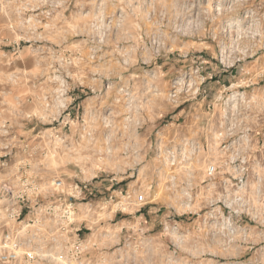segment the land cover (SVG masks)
<instances>
[{"label": "rangeland", "instance_id": "1", "mask_svg": "<svg viewBox=\"0 0 264 264\" xmlns=\"http://www.w3.org/2000/svg\"><path fill=\"white\" fill-rule=\"evenodd\" d=\"M30 4L50 8L48 28L15 32L0 14V153L6 146L13 151L9 168L0 167V182L8 172L21 173L14 160L24 159L32 168L38 166L47 182L95 177L100 190L110 187L113 201L103 211L93 209L88 226L94 229L93 241L106 247V255L113 260L121 256L118 264H264V0ZM238 27L244 33L236 36ZM223 48L234 63L223 62ZM235 51H247L248 57L242 60ZM181 80L194 83V88L173 105L167 101L170 87ZM232 85L241 87L228 96L244 95L250 103L242 97L227 103L218 98L227 96ZM122 87L128 97L118 94ZM57 88L70 105L58 122H51L48 117L57 118V104L62 103L56 104ZM44 96L51 101L47 108ZM236 104L239 111L232 117L229 112L226 122V109ZM106 115L108 129L101 121ZM128 116L138 118L139 125L135 127L134 120L125 127ZM67 119L74 123L64 125ZM228 124L236 134L249 130L252 135L246 140L251 201L249 207H237L243 211L239 221L247 228L246 239L237 237L235 246L223 249L218 241L200 240L195 217L181 215L180 197L167 185L171 170L156 156L158 150L178 143H199L205 151L194 155L189 171L179 176L194 178L193 189L200 191L204 164L219 160V151L229 141L230 134L224 135ZM84 127L91 137L84 135ZM215 132L222 138L217 139L216 147L222 148L216 152L209 151V146L214 148L210 133ZM138 195L146 198L139 212L133 203ZM117 202L125 207L123 213ZM171 220L187 236L179 249L163 233ZM82 232L81 237L89 234Z\"/></svg>", "mask_w": 264, "mask_h": 264}, {"label": "built area", "instance_id": "2", "mask_svg": "<svg viewBox=\"0 0 264 264\" xmlns=\"http://www.w3.org/2000/svg\"><path fill=\"white\" fill-rule=\"evenodd\" d=\"M30 1L0 0V14L7 20L8 29L15 32L25 30L36 33L49 27L46 20L50 16V8L41 4L31 5ZM187 76L190 75L186 74ZM54 79L58 80L60 85L63 84L60 77ZM183 81V87L186 86L182 90H178V81L172 82L167 98L169 103L177 104L182 93H188L193 89L189 86L191 83ZM203 81L201 80L199 85ZM107 89L109 90V86ZM123 89L126 90L122 87L118 90V94L122 92L123 97H128V93L123 92ZM54 93L57 96L56 104L60 100L63 103L57 104L59 109L57 118L48 117V119H51V122H58L61 115L67 111L70 102L63 99L65 92L61 88L54 90ZM232 97L230 100L226 99V103L235 99ZM43 102L46 108L50 106L51 101L46 96ZM234 106L237 107V104L229 110L226 109L224 116L226 122L229 121L227 116L229 112L232 113L231 117L236 113L237 109L233 111ZM92 117L95 119V116ZM261 119L264 120V113ZM134 120L137 127L139 119L129 116L124 120V123H127L125 127ZM101 121L105 129L110 128L111 122L108 115ZM68 123L72 125L74 122L67 119L64 125ZM231 127L233 126L228 124L225 129L224 135L226 133L230 135L227 138L229 141L223 148L216 147L217 139L219 141L222 139L221 135L216 132L210 133L214 139L212 144L214 148L209 146V151L213 149L216 152L219 151L218 148L223 150L219 151V160L213 158L204 164L200 191L196 192L193 189L194 178L188 175L187 177L179 176L189 171L188 163L194 155H198L202 149L205 151L199 143L196 141H186L183 145L178 143L164 150H158L156 156L159 163L171 170L167 176V185L172 189V193L180 197L177 204L183 209L181 215L195 217L197 226L195 234L199 233L203 236L200 237L198 234L200 240L205 243L218 241L223 249L235 246V238L243 237L245 240L247 236L246 226L239 221L243 211L237 210L235 206L232 207V204H239L236 206L241 207L240 203L243 201L242 206L249 207L248 204L250 205L251 201L250 149L247 145L249 141L246 140H249L252 135L249 130L236 134ZM83 132L86 137L93 135L87 127H84ZM262 137L264 138V134ZM1 151L0 167L7 170L13 151L9 150L8 146ZM257 151L258 149L255 152ZM255 152L252 151V153ZM221 153L225 155V159H221ZM25 161L24 159L14 160V167L18 166L17 172L19 170L22 172L16 174L8 172L7 177L0 182V264H118L121 256L113 260L106 255V247H99L98 243L93 241L90 232L94 229L88 226L93 209L99 206V211H103L113 201L109 194L110 187L100 190L95 186V177L74 183H66L60 178L47 182L43 179L44 174L37 172L38 166L32 168V164ZM252 163L254 164L255 161ZM100 195L102 196L98 198L97 196ZM119 195H122V191ZM133 203L138 207L137 212H139L145 206L146 198L138 195ZM116 204H119L117 207L123 213L125 207L120 202ZM82 231L89 234L81 237ZM163 233L170 238L169 243L175 249H179L184 244L185 237L187 238L182 235L176 220L164 224ZM119 249L123 250L124 246Z\"/></svg>", "mask_w": 264, "mask_h": 264}, {"label": "bare ground", "instance_id": "3", "mask_svg": "<svg viewBox=\"0 0 264 264\" xmlns=\"http://www.w3.org/2000/svg\"><path fill=\"white\" fill-rule=\"evenodd\" d=\"M216 11H218V10H216ZM247 18V17H246ZM248 31H250V30H248ZM237 35L236 36H239L241 33H242V31H241V33H240V31H239V27L237 28ZM246 32V31H245ZM244 33V32H243ZM242 33V34H243ZM248 35V34H247ZM232 36V35H231ZM246 36V35H245ZM245 38V37H244ZM247 38V37H246ZM238 40V39H237ZM242 51V50H241ZM236 53H237V55L239 54V55H241V57H242V60H244L245 58H247L248 56H246L247 55V51H245V52H238V51H235ZM224 53V54H223ZM222 54H223V56H222V60H223V62L224 61H226V60H229L228 62H230L232 59H233V55H231L230 56V53H227V50H225L224 48H223V52H222ZM228 54V55H227ZM236 55V56H237ZM250 58V57H249ZM239 61H241V60H239ZM238 61V62H239ZM226 63H227V61H226ZM231 63H234V62H230V64ZM225 65H227V64H225ZM230 67V66H229ZM193 71V70H192ZM246 71V70H245ZM247 73V72H246ZM247 82V81H246ZM178 83V86H179V89L178 90H182L183 88H182V86L184 85V83H182V81H178L177 82ZM176 83V84H177ZM243 83V82H242ZM192 84H194V83H192ZM192 84H190L189 86H192ZM196 84V83H195ZM197 86H198V84H197ZM239 86V87H238ZM241 86L240 85H232L229 89H226V94H227V96H225V97H223V95H219L218 96V98L220 99L221 97V99H229L230 100V96H228V93H236V91H235V89L236 88H240ZM194 88V87H193ZM245 88H248L247 86L245 87ZM153 91H158V90H153ZM149 93V92H148ZM244 94V93H243ZM126 96H128V95H126ZM240 96V98L242 97V102H244V101H246L247 102V100H249L248 102L250 103V98H244V95H236V96H234V97H232V98H236V97H239ZM129 99V98H128ZM131 99V98H130ZM234 101V100H233ZM59 102H62L63 103V101H59ZM62 103H60V105L62 104ZM245 103V102H244ZM243 104V103H242ZM242 104L240 105L241 107H242ZM246 104V103H245ZM244 106V105H243ZM248 106V105H247ZM246 106V107H247ZM237 107H238V105H237ZM237 107H235L234 106V108H233V111H234V109H237ZM240 109V108H239ZM247 109V108H246ZM238 110V109H237ZM243 110V109H242ZM239 111V110H238ZM242 203H243V201L240 203L241 204V206H242ZM236 205H239V204H232V207H234L235 206V208L237 209V210H239L237 207L238 206H236ZM250 206V205H249ZM232 250V249H231ZM223 251V250H222ZM225 251V250H224ZM229 251V250H228ZM227 251V252H228ZM226 252V251H225ZM217 254V253H216ZM231 254H234V253H231ZM214 257H216V256H214ZM225 264V263H224Z\"/></svg>", "mask_w": 264, "mask_h": 264}]
</instances>
